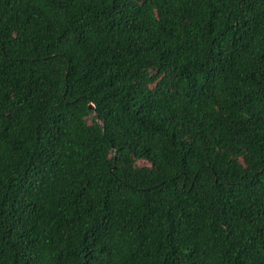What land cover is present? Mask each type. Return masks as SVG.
<instances>
[{
  "label": "trees",
  "instance_id": "trees-1",
  "mask_svg": "<svg viewBox=\"0 0 264 264\" xmlns=\"http://www.w3.org/2000/svg\"><path fill=\"white\" fill-rule=\"evenodd\" d=\"M0 264H264V0H0Z\"/></svg>",
  "mask_w": 264,
  "mask_h": 264
},
{
  "label": "water",
  "instance_id": "water-1",
  "mask_svg": "<svg viewBox=\"0 0 264 264\" xmlns=\"http://www.w3.org/2000/svg\"><path fill=\"white\" fill-rule=\"evenodd\" d=\"M89 109L92 111H96V108L93 104H90ZM98 122H99V119H98Z\"/></svg>",
  "mask_w": 264,
  "mask_h": 264
},
{
  "label": "rangeland",
  "instance_id": "rangeland-1",
  "mask_svg": "<svg viewBox=\"0 0 264 264\" xmlns=\"http://www.w3.org/2000/svg\"><path fill=\"white\" fill-rule=\"evenodd\" d=\"M145 163H142V165H144Z\"/></svg>",
  "mask_w": 264,
  "mask_h": 264
}]
</instances>
